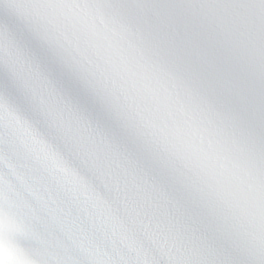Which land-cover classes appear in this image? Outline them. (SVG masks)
<instances>
[{
	"label": "snow or ice",
	"instance_id": "1",
	"mask_svg": "<svg viewBox=\"0 0 264 264\" xmlns=\"http://www.w3.org/2000/svg\"><path fill=\"white\" fill-rule=\"evenodd\" d=\"M0 264H264V0H0Z\"/></svg>",
	"mask_w": 264,
	"mask_h": 264
}]
</instances>
